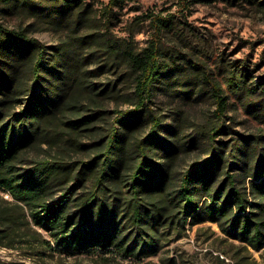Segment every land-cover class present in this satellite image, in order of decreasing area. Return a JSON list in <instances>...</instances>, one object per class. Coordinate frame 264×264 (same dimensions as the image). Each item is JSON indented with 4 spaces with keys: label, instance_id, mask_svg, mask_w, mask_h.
I'll list each match as a JSON object with an SVG mask.
<instances>
[{
    "label": "trees",
    "instance_id": "16d2710c",
    "mask_svg": "<svg viewBox=\"0 0 264 264\" xmlns=\"http://www.w3.org/2000/svg\"><path fill=\"white\" fill-rule=\"evenodd\" d=\"M182 1L192 5L213 0ZM2 3L12 1L0 0V13ZM55 3L60 15L73 13L80 20L87 13L81 10L82 0L43 1V11L47 5L53 10ZM253 4L264 13V0ZM153 23L160 33L175 29L173 18L157 17ZM106 46L105 66L125 63L130 71L135 89L124 97L135 108L118 112L115 122L96 130L88 126L104 113L105 100L117 101L120 92L90 84L95 73L86 70V59L76 49L57 48L50 55L26 30L9 31L0 22V110L22 108L10 119L0 113V191L10 198H0V248L34 242L70 256L99 250L141 262L160 251L167 235L178 238L187 226L211 223L228 239L264 249L262 138L236 139L230 147L215 148L206 158L177 169L178 155L198 149L196 141L176 137V129L170 131L172 140L161 138L163 121L148 103L157 86L178 84L186 71L184 58L154 45L139 52ZM203 77L217 105L205 126L211 149L227 133L222 120L229 104L221 83L207 73ZM248 80L237 67L224 78L236 98L253 102L257 116L264 117V77L252 88ZM148 122L150 131L141 138L140 129ZM61 127L92 131L93 156L74 164L46 158L21 166L27 150Z\"/></svg>",
    "mask_w": 264,
    "mask_h": 264
},
{
    "label": "rangeland",
    "instance_id": "374dc122",
    "mask_svg": "<svg viewBox=\"0 0 264 264\" xmlns=\"http://www.w3.org/2000/svg\"><path fill=\"white\" fill-rule=\"evenodd\" d=\"M11 1L10 5L2 3L0 13V22L7 30H26L28 37L45 46L50 55L57 48L76 49L80 59H86V70L95 73L89 76L90 84L99 89L115 87L120 92L117 101L105 100L104 113L88 127L104 128L107 123L115 122L118 112L135 108L124 97L135 89L130 71L125 63L105 66L106 45L114 44L135 52L154 45L170 54L174 52L185 63V75L178 84L173 85L172 81L168 86H157L152 103H148L154 116H160L163 121L161 138L172 140L176 136L196 141L198 149L178 155L177 169L181 170L198 157L206 158L215 148L230 147L236 139L262 138L264 142V117L257 116L253 102L236 98L224 81L234 67L249 76L248 88L264 77V13L253 4L256 0H213L192 5L182 0H82L81 10L87 9V13L80 20L73 13L60 15L59 3L54 4L53 10L47 5L43 11L42 2L47 0H28L25 5ZM157 17L173 18L174 31L157 32L153 23ZM8 60L5 57L4 61ZM193 66L198 71H192ZM205 73L211 81L221 83L229 104L222 120L227 133L216 138L211 149L206 138L209 127L205 126L207 115L216 111L217 105L211 96L210 84L204 80ZM20 109H1L0 113L4 119H10ZM150 127L149 122L142 126L141 138L148 135ZM175 129L178 134L170 135ZM92 133H76L63 127L56 133L50 132L45 143L38 142L35 148L27 150L21 166L46 158L63 159L72 164L89 160L96 151ZM157 161L164 162L161 157ZM0 198L10 199L1 191ZM35 229L42 239L50 240L46 233ZM162 244L155 256L141 262L127 260L120 253L99 250L70 256L66 252L46 251L34 242L0 248V260L9 264H264V249L258 251L228 239L218 225L211 223L192 229L187 226L181 237L167 235Z\"/></svg>",
    "mask_w": 264,
    "mask_h": 264
}]
</instances>
